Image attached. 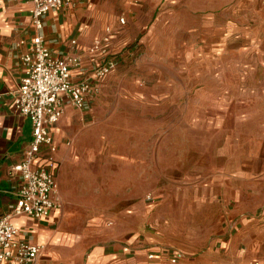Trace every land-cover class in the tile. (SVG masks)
<instances>
[{
  "label": "rangeland",
  "instance_id": "obj_1",
  "mask_svg": "<svg viewBox=\"0 0 264 264\" xmlns=\"http://www.w3.org/2000/svg\"><path fill=\"white\" fill-rule=\"evenodd\" d=\"M102 7L114 19L97 33L114 26L117 66L62 128L66 221L94 227L90 238L128 239L146 264L151 250L183 264L263 254L264 0Z\"/></svg>",
  "mask_w": 264,
  "mask_h": 264
},
{
  "label": "crops",
  "instance_id": "obj_2",
  "mask_svg": "<svg viewBox=\"0 0 264 264\" xmlns=\"http://www.w3.org/2000/svg\"><path fill=\"white\" fill-rule=\"evenodd\" d=\"M104 1L89 0L80 6L50 11L44 16L43 27L38 31L31 24L28 0H0V217L14 204L15 192L20 183L19 174L13 172L11 166L23 158L32 139L30 119L15 109L11 99L22 75L20 55L27 49L31 37L38 32L44 36L54 53L67 52L72 46L71 40L76 41L77 49L85 50L93 39L103 34L104 29L97 33L100 22L114 19L112 13H104ZM111 24L106 26H111L113 39L115 28ZM20 40L25 43L16 46ZM100 61L101 56L85 54L83 70L73 71L72 79L91 78L92 68ZM106 76L98 80L91 78V83L98 86L99 90L89 96V104L96 101ZM76 110L64 101L60 119L48 128L54 148L51 145H41L35 159L36 163L42 165L53 163L56 195L62 202V208L52 210L41 220L31 219L24 214L13 217L12 222L19 230L17 238L44 246L38 259L30 264H146L139 256L131 257L128 239L124 244L121 240L110 237L97 240L94 232L91 234L93 238H90V233L87 234L84 230H93L94 227L77 231L79 226L66 221L71 211L63 206L64 203H69L68 193L64 187H59L55 173L59 154L56 148L61 143L62 128L71 122ZM131 211L126 210L127 213ZM93 223L95 222L88 224ZM246 256L248 259L244 264H252L254 261L264 264V253ZM145 257L148 264H165L164 258L149 260L147 254ZM0 264L12 263L0 261ZM179 264H183L181 258Z\"/></svg>",
  "mask_w": 264,
  "mask_h": 264
},
{
  "label": "built area",
  "instance_id": "obj_3",
  "mask_svg": "<svg viewBox=\"0 0 264 264\" xmlns=\"http://www.w3.org/2000/svg\"><path fill=\"white\" fill-rule=\"evenodd\" d=\"M28 1L31 24L39 31L43 27L44 16L50 11L76 7L87 0ZM120 22L124 23L123 17ZM111 42L112 28L105 26L103 34L93 39L85 50L77 49L76 41L71 40L72 46L67 52L54 53L38 32L31 37L27 49L20 55L22 75L11 99L15 109L30 119L32 139L23 158L11 166V170L19 174L20 183L14 204L0 217V261L30 264L40 256L44 246L18 239L19 230L12 218L24 214L31 219L41 220L52 210L62 208V202L56 195L53 163L42 165L36 163L35 159L41 145H53L48 128L60 119L64 101L79 111L85 110L89 96L99 90L91 83V78L98 80L115 70L117 58L112 52ZM24 43V40H20L16 46ZM85 54L101 56V61L92 68L91 78L73 80L72 72L83 70ZM146 198L150 199L151 194H147ZM147 258H164L165 264H179L180 260L176 252L160 257V252L154 250L147 253Z\"/></svg>",
  "mask_w": 264,
  "mask_h": 264
}]
</instances>
